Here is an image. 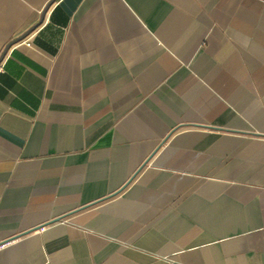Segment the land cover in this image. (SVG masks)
Wrapping results in <instances>:
<instances>
[{
    "label": "crops",
    "instance_id": "obj_1",
    "mask_svg": "<svg viewBox=\"0 0 264 264\" xmlns=\"http://www.w3.org/2000/svg\"><path fill=\"white\" fill-rule=\"evenodd\" d=\"M34 25L0 61V264H264V0H0V56Z\"/></svg>",
    "mask_w": 264,
    "mask_h": 264
},
{
    "label": "water",
    "instance_id": "obj_2",
    "mask_svg": "<svg viewBox=\"0 0 264 264\" xmlns=\"http://www.w3.org/2000/svg\"><path fill=\"white\" fill-rule=\"evenodd\" d=\"M47 8H48V5H47ZM45 10H46V9H45ZM41 21H42V20H41ZM41 21H40V22H41ZM40 22H39V23H40ZM35 26H36V25H34V26L31 27L30 29H28L24 35H22V36L16 38L14 41H12V42H11V43L5 48V50L3 51V53L1 54V56H0V61H1L2 58L4 57V55H5L6 51H7V49L9 48V46H10L13 42L22 39V38H23L27 33H29V32H30Z\"/></svg>",
    "mask_w": 264,
    "mask_h": 264
},
{
    "label": "built area",
    "instance_id": "obj_3",
    "mask_svg": "<svg viewBox=\"0 0 264 264\" xmlns=\"http://www.w3.org/2000/svg\"><path fill=\"white\" fill-rule=\"evenodd\" d=\"M28 44H30V41H27Z\"/></svg>",
    "mask_w": 264,
    "mask_h": 264
}]
</instances>
